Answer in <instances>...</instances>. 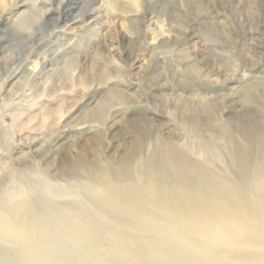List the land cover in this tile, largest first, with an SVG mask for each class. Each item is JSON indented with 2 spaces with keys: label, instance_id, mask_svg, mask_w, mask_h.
<instances>
[{
  "label": "rangeland",
  "instance_id": "1",
  "mask_svg": "<svg viewBox=\"0 0 264 264\" xmlns=\"http://www.w3.org/2000/svg\"><path fill=\"white\" fill-rule=\"evenodd\" d=\"M202 176L264 185V0H0V193L110 237L100 190L145 213Z\"/></svg>",
  "mask_w": 264,
  "mask_h": 264
},
{
  "label": "bare ground",
  "instance_id": "2",
  "mask_svg": "<svg viewBox=\"0 0 264 264\" xmlns=\"http://www.w3.org/2000/svg\"><path fill=\"white\" fill-rule=\"evenodd\" d=\"M167 153L172 161L175 154ZM210 181L204 176L194 180L201 191L197 197L187 190L148 187L145 213L133 203L128 205L130 209L124 208L128 201L119 187L118 192L100 190L103 196L95 198L98 205L109 206L110 217L130 229L123 233L109 228L110 237L97 235V227L89 222L91 213L84 206H79V217L88 223L82 225L68 221L70 217L47 204L36 210L29 194L18 201L17 193L7 190L0 193V264H264V185L244 201L229 195L232 188L224 180L223 192L212 193ZM195 202L203 205L195 206Z\"/></svg>",
  "mask_w": 264,
  "mask_h": 264
}]
</instances>
